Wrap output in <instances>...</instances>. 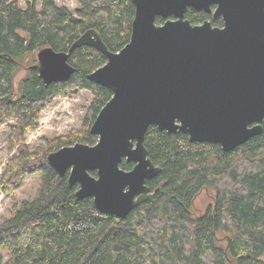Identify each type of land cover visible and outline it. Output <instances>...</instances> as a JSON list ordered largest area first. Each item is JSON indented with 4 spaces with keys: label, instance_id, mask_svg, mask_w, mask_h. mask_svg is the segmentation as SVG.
<instances>
[{
    "label": "trees",
    "instance_id": "obj_1",
    "mask_svg": "<svg viewBox=\"0 0 264 264\" xmlns=\"http://www.w3.org/2000/svg\"><path fill=\"white\" fill-rule=\"evenodd\" d=\"M76 1L73 13L56 0H41L40 7L37 0H26L25 7L0 0V120H15L11 142H23L37 128L41 110L55 96L74 88L92 94L79 131L34 152L19 145L8 160L0 179L4 194L30 173L40 172L41 181L35 196L14 204L11 216L0 222V264H264V123L261 134L230 151L149 126L144 145L161 172L147 184L158 190L123 218L99 212L91 197L77 198V185L48 164L51 151L96 142L88 124L112 92L87 78L106 61L96 48L75 47L68 55L73 74L50 84L39 76L37 51L46 46L68 51L87 29L97 30L107 48L118 51L129 41L134 16L132 0ZM185 16L193 24L220 22L204 10L188 8ZM21 69L25 75L16 86ZM120 167L128 170L132 163L124 159ZM209 188L213 204L195 214L194 198Z\"/></svg>",
    "mask_w": 264,
    "mask_h": 264
},
{
    "label": "water",
    "instance_id": "obj_2",
    "mask_svg": "<svg viewBox=\"0 0 264 264\" xmlns=\"http://www.w3.org/2000/svg\"><path fill=\"white\" fill-rule=\"evenodd\" d=\"M132 3L129 41L118 51L87 29L68 51L46 46L36 53L45 84L68 81L75 47L86 44L106 57L87 74L112 92L89 128L96 142L62 146L46 160L77 185V198L91 197L99 212L120 218L158 190L146 184L161 172L144 145L149 126L230 151L261 134L264 123V0ZM212 4L222 27L185 17L188 8L210 12ZM124 159L132 163L128 170L120 167Z\"/></svg>",
    "mask_w": 264,
    "mask_h": 264
},
{
    "label": "rangeland",
    "instance_id": "obj_3",
    "mask_svg": "<svg viewBox=\"0 0 264 264\" xmlns=\"http://www.w3.org/2000/svg\"><path fill=\"white\" fill-rule=\"evenodd\" d=\"M18 1L21 6L25 7L26 0ZM56 2L66 5L73 13L78 6L76 0H56ZM40 3L41 0H37L38 7H40ZM24 75V69H21L17 73L14 79L16 86ZM91 99L92 94L89 90L79 88H74L71 92L64 95L55 96L52 102L41 110L37 128L27 133L24 141L21 143H12L10 139L11 126L15 120H0V179L3 177L8 160L17 151L19 145L24 144L29 147L30 152H34L37 146L47 141L60 136L75 134L79 131L85 121L87 107ZM90 125L88 124L89 128ZM40 181V172L30 173L23 178L20 185L11 191L10 194H4L0 188V222L5 221L11 216L14 204L22 200H30L35 196ZM214 195L213 189L201 190L193 200V212L195 214L203 213L208 205L213 204ZM222 238L220 241L224 245L225 242Z\"/></svg>",
    "mask_w": 264,
    "mask_h": 264
},
{
    "label": "flooded vegetation",
    "instance_id": "obj_4",
    "mask_svg": "<svg viewBox=\"0 0 264 264\" xmlns=\"http://www.w3.org/2000/svg\"><path fill=\"white\" fill-rule=\"evenodd\" d=\"M211 6H214V9H215V7H216L215 4H212ZM214 9L211 8V11L208 12V13H211V15H212V19H214V20H220V22H219V23H214L213 20H211V19H205V20H209V21H211L213 26L222 27V26H223V19H222L221 16H219V17H217V18H214V17H213V11H214ZM185 14H186V13H185ZM185 17H186V16H185ZM200 23H202V22H200ZM200 23H196V24H200ZM192 24H193V23H192ZM193 25H195V24H193ZM147 181H148V180H147ZM147 181H146V184H147ZM147 185H148V184H147ZM148 186H149V185H148ZM149 188H150V187H149ZM150 190H151V189H150ZM198 215H199V214H198Z\"/></svg>",
    "mask_w": 264,
    "mask_h": 264
}]
</instances>
